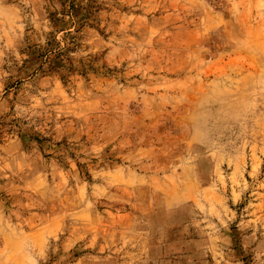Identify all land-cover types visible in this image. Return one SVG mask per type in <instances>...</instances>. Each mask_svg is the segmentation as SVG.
<instances>
[{"label":"rangeland","instance_id":"rangeland-1","mask_svg":"<svg viewBox=\"0 0 264 264\" xmlns=\"http://www.w3.org/2000/svg\"><path fill=\"white\" fill-rule=\"evenodd\" d=\"M0 264H264V0H0Z\"/></svg>","mask_w":264,"mask_h":264},{"label":"trees","instance_id":"trees-1","mask_svg":"<svg viewBox=\"0 0 264 264\" xmlns=\"http://www.w3.org/2000/svg\"><path fill=\"white\" fill-rule=\"evenodd\" d=\"M73 45L72 41L66 44V46H61L60 42L56 41L54 38L48 41L44 49V59L45 61H50L55 58H60L65 51H67L68 46Z\"/></svg>","mask_w":264,"mask_h":264}]
</instances>
